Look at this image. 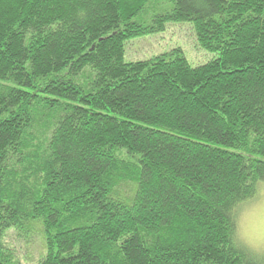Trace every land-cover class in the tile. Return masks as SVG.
<instances>
[{
    "label": "trees",
    "instance_id": "16d2710c",
    "mask_svg": "<svg viewBox=\"0 0 264 264\" xmlns=\"http://www.w3.org/2000/svg\"><path fill=\"white\" fill-rule=\"evenodd\" d=\"M170 22L216 57L126 61ZM262 181L264 0H0V264L11 230L32 264H264Z\"/></svg>",
    "mask_w": 264,
    "mask_h": 264
},
{
    "label": "rangeland",
    "instance_id": "374dc122",
    "mask_svg": "<svg viewBox=\"0 0 264 264\" xmlns=\"http://www.w3.org/2000/svg\"><path fill=\"white\" fill-rule=\"evenodd\" d=\"M176 48H181L186 58L194 66L207 63L216 57L215 53L204 49L199 44L196 31L190 22H170L162 32L128 41L126 61L148 59ZM238 210L240 239L264 256V181L260 183L257 194L244 200ZM29 239L32 240H30L31 243L24 237L19 238V235L13 230L6 236V242L13 247L21 264L35 263L43 253V246L39 238L33 236Z\"/></svg>",
    "mask_w": 264,
    "mask_h": 264
}]
</instances>
